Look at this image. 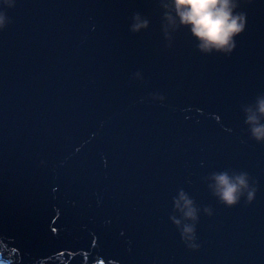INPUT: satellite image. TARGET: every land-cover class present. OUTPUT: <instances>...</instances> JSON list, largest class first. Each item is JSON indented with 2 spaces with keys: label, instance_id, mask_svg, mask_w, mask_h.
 Instances as JSON below:
<instances>
[{
  "label": "water",
  "instance_id": "water-1",
  "mask_svg": "<svg viewBox=\"0 0 264 264\" xmlns=\"http://www.w3.org/2000/svg\"><path fill=\"white\" fill-rule=\"evenodd\" d=\"M168 3L0 0L1 262L264 264V141L245 122L264 97V0H237L227 55ZM223 171L248 174L251 203L218 200Z\"/></svg>",
  "mask_w": 264,
  "mask_h": 264
},
{
  "label": "clouds",
  "instance_id": "clouds-1",
  "mask_svg": "<svg viewBox=\"0 0 264 264\" xmlns=\"http://www.w3.org/2000/svg\"><path fill=\"white\" fill-rule=\"evenodd\" d=\"M7 2V0H6ZM164 7L166 18L173 24L186 28L198 41L197 47L204 52L217 51L229 54L235 47V37L245 28V14L237 12V0H169ZM174 13V15H173ZM5 17L0 13V27L3 26ZM133 29L139 24L132 25ZM264 97L257 99L256 107L246 110L245 122L249 124L250 135L257 142L264 141ZM214 195L226 207H233L240 202L241 197L246 203H251L255 198V187H250L246 172L229 174L226 171L213 173ZM183 204V216L195 221L196 209L192 201L181 192L175 201L176 207ZM207 211V209H206ZM177 225L181 220L174 221ZM193 224H184L181 228L182 241L194 238ZM197 247L196 245H190Z\"/></svg>",
  "mask_w": 264,
  "mask_h": 264
},
{
  "label": "snow or ice",
  "instance_id": "snow-or-ice-1",
  "mask_svg": "<svg viewBox=\"0 0 264 264\" xmlns=\"http://www.w3.org/2000/svg\"><path fill=\"white\" fill-rule=\"evenodd\" d=\"M215 119H216L217 121H219V120H220V116L217 115V116L215 117ZM59 216H60V213L57 212V213L55 214V216L52 217V221L55 222V221L59 218ZM50 230H51L52 233H56V232H57V228H56V227H51V226H50ZM95 242H96L95 239H93L92 243L95 244Z\"/></svg>",
  "mask_w": 264,
  "mask_h": 264
},
{
  "label": "bare ground",
  "instance_id": "bare-ground-1",
  "mask_svg": "<svg viewBox=\"0 0 264 264\" xmlns=\"http://www.w3.org/2000/svg\"><path fill=\"white\" fill-rule=\"evenodd\" d=\"M1 262V261H0ZM1 263H3V262H1ZM3 264H5V263H3Z\"/></svg>",
  "mask_w": 264,
  "mask_h": 264
},
{
  "label": "rangeland",
  "instance_id": "rangeland-1",
  "mask_svg": "<svg viewBox=\"0 0 264 264\" xmlns=\"http://www.w3.org/2000/svg\"><path fill=\"white\" fill-rule=\"evenodd\" d=\"M0 264H3V263L0 262Z\"/></svg>",
  "mask_w": 264,
  "mask_h": 264
}]
</instances>
